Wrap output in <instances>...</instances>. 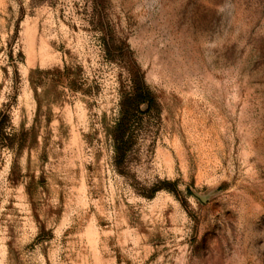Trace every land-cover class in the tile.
<instances>
[{
	"label": "rangeland",
	"instance_id": "obj_1",
	"mask_svg": "<svg viewBox=\"0 0 264 264\" xmlns=\"http://www.w3.org/2000/svg\"><path fill=\"white\" fill-rule=\"evenodd\" d=\"M0 264H264V0H0Z\"/></svg>",
	"mask_w": 264,
	"mask_h": 264
},
{
	"label": "trees",
	"instance_id": "obj_2",
	"mask_svg": "<svg viewBox=\"0 0 264 264\" xmlns=\"http://www.w3.org/2000/svg\"><path fill=\"white\" fill-rule=\"evenodd\" d=\"M143 98H144V95L138 93L133 98H128L126 102L122 104V108H123L122 117L119 120L118 124L114 127L113 132H112L113 141L115 143L116 154L119 157H122L124 154V151L122 149L123 147L121 146L122 145L121 142H122V136L127 128L126 124L129 119V111L132 109L131 105L142 101Z\"/></svg>",
	"mask_w": 264,
	"mask_h": 264
}]
</instances>
